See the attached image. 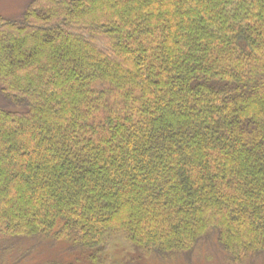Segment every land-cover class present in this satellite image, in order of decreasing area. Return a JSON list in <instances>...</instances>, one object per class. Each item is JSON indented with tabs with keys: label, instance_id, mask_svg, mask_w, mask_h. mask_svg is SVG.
<instances>
[{
	"label": "trees",
	"instance_id": "1",
	"mask_svg": "<svg viewBox=\"0 0 264 264\" xmlns=\"http://www.w3.org/2000/svg\"><path fill=\"white\" fill-rule=\"evenodd\" d=\"M264 264V0H32L0 13V264Z\"/></svg>",
	"mask_w": 264,
	"mask_h": 264
},
{
	"label": "rangeland",
	"instance_id": "2",
	"mask_svg": "<svg viewBox=\"0 0 264 264\" xmlns=\"http://www.w3.org/2000/svg\"><path fill=\"white\" fill-rule=\"evenodd\" d=\"M32 0H0V13L2 14H16L22 7L30 3ZM201 251L198 250L193 255V264H200V258L202 255L206 256L209 259H213L216 256L214 250L208 245H205ZM261 264V263H258Z\"/></svg>",
	"mask_w": 264,
	"mask_h": 264
}]
</instances>
